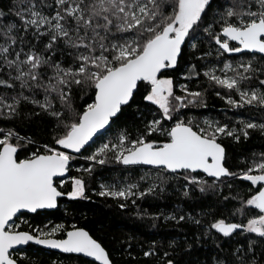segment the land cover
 Here are the masks:
<instances>
[{
  "label": "snow or ice",
  "instance_id": "obj_1",
  "mask_svg": "<svg viewBox=\"0 0 264 264\" xmlns=\"http://www.w3.org/2000/svg\"><path fill=\"white\" fill-rule=\"evenodd\" d=\"M210 94L225 120L190 114L208 108ZM37 121L43 135L22 133ZM253 135L259 150L229 151ZM108 165L126 175L101 181ZM170 188L199 210L137 209L141 219L192 226L181 239L141 245L145 259L264 264V0H6L0 264H23L29 245L115 264L103 240L53 223L49 210L89 192L123 210Z\"/></svg>",
  "mask_w": 264,
  "mask_h": 264
},
{
  "label": "trees",
  "instance_id": "obj_2",
  "mask_svg": "<svg viewBox=\"0 0 264 264\" xmlns=\"http://www.w3.org/2000/svg\"><path fill=\"white\" fill-rule=\"evenodd\" d=\"M6 0H0V7L4 6ZM208 108L194 109L190 114L213 117L220 120H225L226 116L222 109L225 108L214 94L207 97ZM232 115L231 112L228 113ZM126 118L131 120V110L126 113ZM21 131L36 133L43 135L42 124L37 121L35 124L25 128L21 127ZM110 134V133H109ZM101 141L98 140L97 143ZM261 139L257 135L244 145H234L229 148L235 156L246 154L247 149L259 150ZM227 143V141H225ZM84 163L83 161L77 162ZM120 165H108L99 171L103 173L100 180L107 183H112L114 180L119 182L122 175ZM145 169H141V174ZM98 187V184H97ZM90 199L84 201H67L61 200L59 210H51L48 219L53 223H65L71 225L73 223L89 230L95 237L104 241L108 250L112 253V258L115 264H154L152 258L145 259L141 253L143 248L148 246L151 241H162L169 238L181 239L184 233H190L191 225L177 226L175 222L151 221L147 217L141 219L136 215L137 209L147 210L151 214H157L161 211L171 212L173 208L180 204L185 210L195 208L199 210V205L194 201L183 202L178 198V193L171 188L159 197L149 196L137 201V206H130L128 209H120L119 201L112 198H104L89 192ZM29 217L34 222H39L44 219L43 216ZM46 222V221H45ZM155 224V226H153ZM129 237L133 238V247L128 249L126 246L121 248V243L125 242ZM143 245V248L141 247ZM29 257L23 264H51L52 260L60 259L64 264H86L85 258H77L74 255L58 254L57 252L44 249L42 247L29 245L23 249ZM131 252V256H129Z\"/></svg>",
  "mask_w": 264,
  "mask_h": 264
},
{
  "label": "water",
  "instance_id": "obj_3",
  "mask_svg": "<svg viewBox=\"0 0 264 264\" xmlns=\"http://www.w3.org/2000/svg\"><path fill=\"white\" fill-rule=\"evenodd\" d=\"M49 211H51V210H49ZM87 230V229H86ZM34 246H36V245H34ZM27 246H25L24 248H26ZM38 247H41V246H38ZM45 249V248H44ZM47 250H50V249H47ZM50 251H54V252H57L58 254H62V253H59L57 250H50Z\"/></svg>",
  "mask_w": 264,
  "mask_h": 264
}]
</instances>
